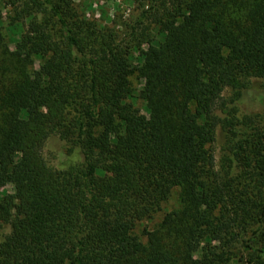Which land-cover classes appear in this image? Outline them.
I'll use <instances>...</instances> for the list:
<instances>
[{
	"label": "trees",
	"instance_id": "obj_1",
	"mask_svg": "<svg viewBox=\"0 0 264 264\" xmlns=\"http://www.w3.org/2000/svg\"><path fill=\"white\" fill-rule=\"evenodd\" d=\"M5 2L0 264H264V111L240 105L264 83V0L142 2L129 39L74 0ZM55 134L78 161L45 159Z\"/></svg>",
	"mask_w": 264,
	"mask_h": 264
},
{
	"label": "rangeland",
	"instance_id": "obj_2",
	"mask_svg": "<svg viewBox=\"0 0 264 264\" xmlns=\"http://www.w3.org/2000/svg\"><path fill=\"white\" fill-rule=\"evenodd\" d=\"M76 8L79 12L85 13L88 17H93L99 23V25H108L110 27H115L120 34V38L129 37V34L132 31V26L136 23V20L140 16V13L143 8H145L142 2H145V6L149 3L150 0H74ZM11 6L5 2V0H0V10L5 21L7 15L11 13ZM150 30L146 32L150 35L160 38V34L157 33L154 26L150 27ZM154 29V30H153ZM4 29V32L7 34L8 41L3 42L1 46L11 45L12 42L9 40V34ZM142 31L140 27L137 30V34ZM157 33V35H156ZM136 34V35H137ZM129 39V38H126ZM9 42V43H8ZM146 45V44H143ZM130 81L134 90V93L139 95L142 87L143 81L140 79L137 72L133 73L130 76ZM129 102H133V108L137 113H143L144 111V99L141 96H137L136 100L128 99ZM131 102V103H132ZM241 110L243 112H263L264 111V83H255L252 88L247 89L244 92V95L241 99ZM43 155L45 159L52 165L56 167H67L70 163L79 160V155L70 154L63 141L59 138L58 135L51 136L43 147ZM73 160V162H72ZM66 164V165H65ZM65 165V166H63ZM6 189L9 192L12 191V185L7 184L0 187ZM179 205L177 190H174L170 199H168L163 205L162 208L154 212L150 217H146L137 222L135 227V232L143 239L146 240L144 235V229L149 230L154 229L159 222L162 220L164 214ZM9 231V228L0 229V239L3 236V233Z\"/></svg>",
	"mask_w": 264,
	"mask_h": 264
}]
</instances>
